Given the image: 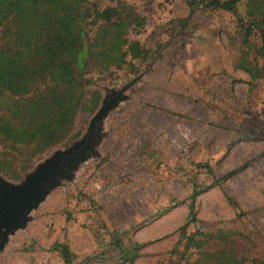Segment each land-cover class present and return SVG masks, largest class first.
<instances>
[{
	"label": "rangeland",
	"instance_id": "obj_1",
	"mask_svg": "<svg viewBox=\"0 0 264 264\" xmlns=\"http://www.w3.org/2000/svg\"><path fill=\"white\" fill-rule=\"evenodd\" d=\"M115 1L94 0L99 8ZM119 1L136 18L113 38L120 67L88 74L86 96L94 90L99 99L92 111L77 113L73 131L79 135L33 157L18 178L0 172L2 182L19 185L56 152L81 146L37 187L38 200L20 210L22 225L0 234V264H63L51 248L58 242L69 246L77 264H126L115 258L111 230L124 244L143 243L133 264L178 260L171 250L183 241L179 230L240 231L254 248L245 240L243 246L261 254L264 59L255 51L258 34L252 31L245 49L229 12L198 7L187 17V0ZM247 2L236 5L244 20ZM242 59L256 63L260 76L237 68ZM212 175L219 186L210 184ZM194 184L208 187L191 199ZM97 254L104 259H83Z\"/></svg>",
	"mask_w": 264,
	"mask_h": 264
},
{
	"label": "trees",
	"instance_id": "obj_2",
	"mask_svg": "<svg viewBox=\"0 0 264 264\" xmlns=\"http://www.w3.org/2000/svg\"><path fill=\"white\" fill-rule=\"evenodd\" d=\"M238 1L187 0V17L198 7L234 14L243 47L249 49V36L256 31L255 51L264 59V0H248L245 20L237 14ZM131 15V7L119 0L103 8L94 0H0V172L18 178L17 172L26 169L33 157L79 135L73 131L77 113L92 111L99 99L94 90L86 96L85 87L91 84L88 74L120 67L111 53L113 38L134 22L136 17ZM236 67L249 77L260 76L256 63L242 59ZM205 170L211 174L209 165ZM219 181L212 175L210 184L219 186ZM207 187L194 184L190 198ZM224 196L237 215L243 213L231 197ZM179 231L183 241L171 250L179 259L169 258L164 264H264V248L261 254L251 252L242 241L253 247L252 239L240 231ZM109 236L116 260L133 264L143 243L128 239L124 244L116 230L109 231ZM213 242L217 248L208 251L207 245ZM51 248L63 264H77L66 243H54ZM93 258L104 259L99 254L83 259Z\"/></svg>",
	"mask_w": 264,
	"mask_h": 264
},
{
	"label": "water",
	"instance_id": "obj_3",
	"mask_svg": "<svg viewBox=\"0 0 264 264\" xmlns=\"http://www.w3.org/2000/svg\"><path fill=\"white\" fill-rule=\"evenodd\" d=\"M98 116L99 114L91 119L90 127ZM80 148L79 145L56 152L39 164L19 185L4 183L0 180V228L5 229L1 231V237L22 225L24 219L20 216V210L38 200L40 193L37 187L49 180L51 172L63 170L64 163L75 156Z\"/></svg>",
	"mask_w": 264,
	"mask_h": 264
}]
</instances>
